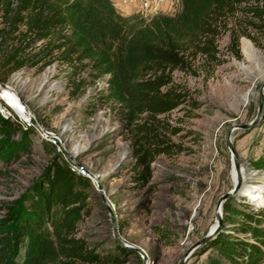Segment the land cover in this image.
<instances>
[{"label": "trees", "instance_id": "16d2710c", "mask_svg": "<svg viewBox=\"0 0 264 264\" xmlns=\"http://www.w3.org/2000/svg\"><path fill=\"white\" fill-rule=\"evenodd\" d=\"M179 1L177 14L145 19L122 16L111 0H0L1 18L14 35L3 55L0 83L25 67L42 70L54 61L71 68L74 96L98 81L106 83L87 112L111 107L136 138L138 179L147 183L152 164L175 148L157 128L158 116L186 100L172 74H195L197 59L219 65L218 38L237 13L257 19L249 24L264 29V0ZM240 34L233 31L229 45L237 60L239 39H252ZM37 145L49 162L15 204L2 206L6 213L0 221V264L128 262V253L117 245L97 251L77 237L79 225L99 205L90 180L71 171L48 142L37 140L33 127L0 116V163L16 161ZM247 164L254 172L264 171V149ZM261 195L258 201L239 190L224 201L220 231L195 254L207 253L204 264H264V189Z\"/></svg>", "mask_w": 264, "mask_h": 264}, {"label": "rangeland", "instance_id": "374dc122", "mask_svg": "<svg viewBox=\"0 0 264 264\" xmlns=\"http://www.w3.org/2000/svg\"><path fill=\"white\" fill-rule=\"evenodd\" d=\"M125 6L133 8L131 15L140 12V0ZM180 8L179 0H166L160 11L148 18L175 15ZM250 21L257 23V19L240 13L229 17L227 30L217 41L219 65L197 59L195 74H172L186 100L169 114L158 116L157 128L165 142L175 148L172 154H162L152 164V177L147 183L138 179L140 168L133 152L136 138L111 107L98 108L93 114L87 112L90 104L98 100L101 83L74 96L73 72L59 61L42 70L25 67L0 83V93L5 86L12 89L32 123L54 131L65 150L75 152L72 161L87 169L91 184L97 185L95 202L99 205L93 206L92 215L79 225L77 237L97 251L117 245L128 253L125 264H142L141 256L132 248L141 251L144 264H177L189 247L211 231L218 199L234 187L228 131L253 121L258 90L264 80V29L254 28ZM233 31L246 32L252 38L239 39V60L229 52ZM13 38L0 13V69ZM245 41L254 46L260 62L246 56ZM80 77L85 78L86 73ZM231 145L243 171L241 191L261 201L264 171L247 169L246 163L263 152L264 122L250 130L235 129ZM48 162L49 155L37 145L16 161L0 163V221L6 213L2 206L15 204ZM100 194L106 206L101 204ZM202 246L184 264H204L207 253L195 255ZM21 258L22 251L16 262L20 263Z\"/></svg>", "mask_w": 264, "mask_h": 264}, {"label": "built area", "instance_id": "2783aa9c", "mask_svg": "<svg viewBox=\"0 0 264 264\" xmlns=\"http://www.w3.org/2000/svg\"><path fill=\"white\" fill-rule=\"evenodd\" d=\"M122 4L124 5H134L136 3V0H121ZM166 2V0H140V12H138L140 16L147 19L150 17V15L157 14L160 11L161 6ZM97 83L102 84V90L106 87V83L98 81ZM96 83V84H97ZM0 116L4 119H15V116L11 114L9 111L14 112L17 119L20 120L23 124H25L27 127H33L36 132V138L39 141H46L48 142L57 153L61 155V157L64 159V161L67 163L68 167L71 171L77 173L78 175H82L87 177L89 180H91L90 173L87 169L79 166L75 162L72 161V156L75 154V152L70 151L67 152L62 144V141L59 139L58 135L47 128H43L38 125H34L32 123V118L30 116H26L27 112L25 109L24 116L21 117L14 109L13 106H9L5 100L0 96ZM19 103V102H18ZM20 104V103H19ZM23 106V105H21ZM24 107V106H23ZM25 108V107H24ZM95 183V182H94ZM93 187L96 184H92Z\"/></svg>", "mask_w": 264, "mask_h": 264}, {"label": "water", "instance_id": "95a60500", "mask_svg": "<svg viewBox=\"0 0 264 264\" xmlns=\"http://www.w3.org/2000/svg\"><path fill=\"white\" fill-rule=\"evenodd\" d=\"M264 117V80L262 81L259 90H258V107H257V114L254 117L253 121H251L248 124H243V125H238V126H233L229 131H228V135H227V145L231 154V163L232 166L234 167L236 173H237V179L236 182L234 183V187L227 192L226 194H224L223 196H221L215 206V228L211 231H209L200 241H198L196 244H194L193 246L189 247L184 255L180 258V260L178 261L177 264H184L185 262H187L192 253L194 252V250L196 248H198L199 246H202L204 244H206V242L210 241L221 229L222 227V205L224 203V201L232 196H234L235 194L238 193V191L240 190L241 184H242V178H241V174H240V160L237 158V156L234 153L233 147L231 145V133L235 130V129H248L250 130L251 128L255 127L256 125H258L262 119ZM246 168L249 169L248 164L246 163ZM94 188H97V185H94ZM99 200L101 201V204L103 206H106L105 201L103 196L100 194L99 195ZM110 224L112 229L115 228V224L112 218H110ZM115 233V232H114ZM115 236V234H114ZM114 240L116 242L119 243V240L116 239V237H114ZM132 250L134 252H136L138 255L141 256L142 258V264H144V259H143V255L141 253V251L137 248H132Z\"/></svg>", "mask_w": 264, "mask_h": 264}, {"label": "bare ground", "instance_id": "6f19581e", "mask_svg": "<svg viewBox=\"0 0 264 264\" xmlns=\"http://www.w3.org/2000/svg\"><path fill=\"white\" fill-rule=\"evenodd\" d=\"M244 52H245L246 56L249 59H252V60H255L257 62H260V55H259V53L256 51V49L254 48V46L250 42H248V41H245L244 42ZM3 89H4L3 92L0 93L1 96H2V98L5 100V102L9 106H13L14 109H15V111L21 117H23L24 116V112H25V108L23 106H21V104L18 103L17 99L15 98L14 93H12V89H10L9 87H6V86ZM242 172L243 171H241V169H240L241 178L243 179ZM232 178H233V182L235 183L236 182V179H237V173H236V171H235L234 168H233V171H232ZM242 186H243V181H242V184H241V187H240V191L242 189ZM256 196H257L258 199L261 198L259 194H256ZM214 228H215V225L211 228V230H213Z\"/></svg>", "mask_w": 264, "mask_h": 264}, {"label": "crops", "instance_id": "0c3cea01", "mask_svg": "<svg viewBox=\"0 0 264 264\" xmlns=\"http://www.w3.org/2000/svg\"><path fill=\"white\" fill-rule=\"evenodd\" d=\"M111 1H112L113 5H114L115 9L118 12H122L123 13V14L121 13L122 16L128 17V16L131 15L130 12L133 11V8H130V7L125 6V5H122L119 0H111Z\"/></svg>", "mask_w": 264, "mask_h": 264}]
</instances>
